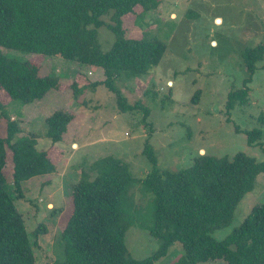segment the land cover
Returning a JSON list of instances; mask_svg holds the SVG:
<instances>
[{
    "label": "rangeland",
    "instance_id": "rangeland-1",
    "mask_svg": "<svg viewBox=\"0 0 264 264\" xmlns=\"http://www.w3.org/2000/svg\"><path fill=\"white\" fill-rule=\"evenodd\" d=\"M159 2L151 10L138 8L125 21L130 36L156 38L167 47L157 67L145 73L120 71L114 78L115 89L135 108L133 111L121 109L117 95L104 84L106 76L101 69L59 57L2 49L8 57L39 65L41 75L55 74L63 80L59 90L27 105L11 101L0 91V100L19 123L22 135L36 136L37 148L47 151L56 166L54 173L25 183V198L15 201L24 216L37 264L64 260L62 228L72 206V187L83 174L91 180L96 177L92 165L99 159H121L134 178L126 192L125 210L132 223L125 243L137 260L159 248V241L151 235L154 197L142 184L151 171L142 154L147 141L154 148L161 172L187 169L199 155L233 157L244 153L264 161V132L262 146L248 145L245 136L246 131L261 127L258 117L264 114V59L247 85V103L236 106L230 123L226 112L229 93L246 88L243 53L264 44V0ZM105 21L110 23V18ZM114 41L112 31L102 27L99 42L103 51L108 52ZM74 82L80 93L72 89ZM199 90V102L194 104L192 98ZM59 110L70 112L74 119L62 141L55 144L46 137L45 120ZM6 124L3 121L0 135H4ZM260 204H264L263 172L237 205L230 224L215 231L213 237L224 240ZM38 229L40 234L35 236ZM180 250L173 248L157 264H174Z\"/></svg>",
    "mask_w": 264,
    "mask_h": 264
},
{
    "label": "trees",
    "instance_id": "trees-1",
    "mask_svg": "<svg viewBox=\"0 0 264 264\" xmlns=\"http://www.w3.org/2000/svg\"><path fill=\"white\" fill-rule=\"evenodd\" d=\"M159 4V0H0V91L11 101L27 105L63 84L55 74L41 75L40 66L32 61L2 52L14 50L103 70L104 84L117 95L121 109L133 111L135 108L115 89L114 78L120 71L145 73L157 67L167 47L156 38L130 36L125 21L138 8L147 11ZM102 27L115 36L108 52L99 42ZM242 58L248 74L246 88L228 95L229 123L236 106L247 103V85L264 59V44L247 48ZM78 88L74 82L72 89L80 93ZM199 97L200 90L192 102L197 104ZM73 119L70 112H54L45 120L46 137L55 144L61 142ZM3 121L7 124L0 135V264H37L24 216L15 201L25 198V183L54 173L56 166L47 151L37 148L36 136L22 135L19 123L0 100V127ZM258 121L260 128L245 132L248 145L253 147L262 146L264 114ZM234 127L240 133L239 127ZM142 154L151 165L142 184L154 197L151 235L159 241L157 251L142 260L129 254L125 237L132 218L125 210V201L134 178L126 162L108 156L92 165L96 172L93 180L83 174L72 187V206L62 228L65 258L54 264H157L175 247L181 250L174 264L217 260L264 264V204L255 206L224 240L213 237L215 231L230 224L237 205L264 173V161L244 153L233 157L199 155L187 169L161 172L149 141Z\"/></svg>",
    "mask_w": 264,
    "mask_h": 264
},
{
    "label": "water",
    "instance_id": "water-1",
    "mask_svg": "<svg viewBox=\"0 0 264 264\" xmlns=\"http://www.w3.org/2000/svg\"><path fill=\"white\" fill-rule=\"evenodd\" d=\"M218 23V22H217Z\"/></svg>",
    "mask_w": 264,
    "mask_h": 264
}]
</instances>
